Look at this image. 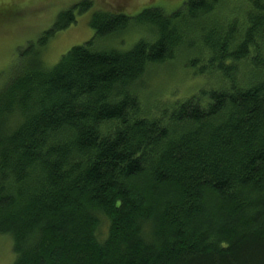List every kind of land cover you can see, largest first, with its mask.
<instances>
[{"label":"trees","instance_id":"obj_1","mask_svg":"<svg viewBox=\"0 0 264 264\" xmlns=\"http://www.w3.org/2000/svg\"><path fill=\"white\" fill-rule=\"evenodd\" d=\"M227 3L94 12L93 37L47 67L83 1L19 50L0 86L12 264H264V0L223 16ZM130 31L129 49L111 45ZM177 59L203 86L151 102L149 80Z\"/></svg>","mask_w":264,"mask_h":264},{"label":"rangeland","instance_id":"obj_2","mask_svg":"<svg viewBox=\"0 0 264 264\" xmlns=\"http://www.w3.org/2000/svg\"><path fill=\"white\" fill-rule=\"evenodd\" d=\"M83 1H89L91 9L79 15L75 12V22L65 30L57 32L44 49L42 61L47 67L57 63L72 47L81 45L93 37L89 21L94 12L122 13L134 17L143 9L159 8L164 13L171 14L181 7L184 0H0V86L10 77L19 59V50L28 43H35L48 31L60 12L69 10ZM240 1L228 0L226 9L219 13L226 16L227 9L230 10ZM9 19L12 20L7 22ZM141 33L130 31L110 43L115 48L127 50ZM180 65H183V62L177 59L157 69L155 77L149 80L145 91L146 95L152 94L151 102L159 104L180 100L191 96L203 86L206 80L204 77L181 69ZM211 84L209 81L208 86ZM11 245L8 236H0V264L13 263Z\"/></svg>","mask_w":264,"mask_h":264}]
</instances>
